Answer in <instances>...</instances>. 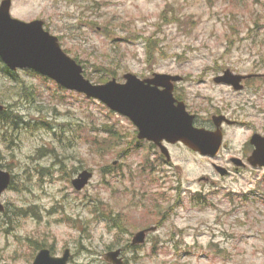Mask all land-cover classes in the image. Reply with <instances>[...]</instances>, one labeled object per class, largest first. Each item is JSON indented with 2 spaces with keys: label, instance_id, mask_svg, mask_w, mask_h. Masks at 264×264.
Here are the masks:
<instances>
[{
  "label": "rangeland",
  "instance_id": "374dc122",
  "mask_svg": "<svg viewBox=\"0 0 264 264\" xmlns=\"http://www.w3.org/2000/svg\"><path fill=\"white\" fill-rule=\"evenodd\" d=\"M12 1V16L43 20L93 83L100 69L120 82L180 75L198 127L214 130L221 114L246 125L227 127L218 159L180 143L168 164L126 116L31 69L14 79L0 58L10 120L0 116V166L13 177L1 196L0 264H32L41 248H69V264H113L106 254L117 249L124 264H264V167L221 176L212 164L264 136V0ZM227 69L259 76L236 90L215 81ZM85 169L94 175L78 191L72 180Z\"/></svg>",
  "mask_w": 264,
  "mask_h": 264
},
{
  "label": "water",
  "instance_id": "95a60500",
  "mask_svg": "<svg viewBox=\"0 0 264 264\" xmlns=\"http://www.w3.org/2000/svg\"><path fill=\"white\" fill-rule=\"evenodd\" d=\"M12 0H3L0 5V58L12 71L31 69L56 81L65 89L85 94L100 100L112 111L129 118L138 129V138L156 143L171 159L170 151L163 141L170 144L182 142L202 155L215 156L223 143L222 123H231L226 115H213L215 130L195 125L196 115L190 113L185 102L174 96V82L180 75L158 73L149 79L137 74H124V82L113 78L105 83H93L84 75V68L62 48L59 38L44 27V21L36 19L23 21L12 16ZM251 76V75H250ZM249 76L237 74L230 69L215 78L217 83H226L236 90H242V80ZM6 105L0 103V113ZM254 150L248 158L253 167H264V136L255 133L251 138ZM238 165L242 160L236 158ZM224 176L226 168L217 167ZM93 172L85 169L72 180L76 190H83L91 181ZM12 174L0 166V211L5 210L1 196L10 187ZM157 230L151 227L137 232L133 245L143 244L147 233ZM122 249L106 254V260L113 264H124ZM71 250L67 248L62 256L52 254L49 248H42L32 264H69Z\"/></svg>",
  "mask_w": 264,
  "mask_h": 264
},
{
  "label": "flooded vegetation",
  "instance_id": "af4514ba",
  "mask_svg": "<svg viewBox=\"0 0 264 264\" xmlns=\"http://www.w3.org/2000/svg\"><path fill=\"white\" fill-rule=\"evenodd\" d=\"M158 73H160V72H153V73H151L149 76L142 77V79H149V78H152V77H154V76H155L156 74H158ZM221 73H223V71H221ZM253 75H254V76H253ZM258 76H259V75H257V74H252L251 77L244 79V80H243V83H244V85H245L244 88L248 86V83H249V82L253 81V79L257 78ZM183 81H184V77L182 76L181 80H179V81H177V82H174V85H175V87H174V96H175V98H176L178 101H184V102L186 103L184 97H183L182 95L179 94V89H178V88H180V87L178 86V84L181 83V82H183ZM225 85L228 86V87H230V88H233V87L230 86V85H227V84H225ZM186 105H187V103H186ZM187 108H188V105H187ZM196 116H197L196 119H198V115H196ZM228 117H229V116H228ZM229 118H230L233 122H231V123H227V122L224 121V122L222 123V131H223V134H224V139H225V137H226V130H227V127H228V126H229V127H231V126L238 127V126H245V125H246V123L241 122L240 120L233 119L232 117H229ZM214 128H215V127H214ZM254 133H255V132L252 133L251 137L253 136ZM251 137H250V139H251ZM144 141L149 142V143L154 147V149H156V153H157L158 155H160L161 158H164L165 161H166L168 164L171 163V160H168L166 154H164V153L162 152L161 148H160L156 143L151 142V141H148V140H144ZM248 143H249V145L246 144V145L244 146L243 151H242V155H241V156H238V155H235V156H234V155H233V156H231V157L228 158L229 160L227 159V161H226L225 164H223V163H217V161L214 160V161L212 162L213 166H222V167L226 168V169H227L226 175H230V174L232 173V169L238 171L241 167L246 168L247 164L245 165V164H243V162H247L249 156L251 155V153H252L253 150H254V146L251 144V141H249ZM163 144L166 145V146L168 147V149H169V146H171V145H176V144H180V143L170 144V143H168L167 141H163ZM181 144H182V143H181ZM226 146H227V144L225 143V140H223V145H222V148H221L220 152H221L223 149H225ZM248 148H249V150L247 151L246 149H248ZM169 150H170V149H169ZM220 152H219L216 156H213V157H211V158H213V159H218V157L220 156ZM209 157H210V156H209ZM235 158H239V159H241V160L243 161L242 164H241V167H237V163H236V161H235ZM203 178L206 179V180H208V177H203ZM155 226L158 227V225H155ZM152 227H154V226H152ZM147 228H151V227H145V228H143L142 230H145V229H147ZM140 231H141V230H140ZM149 233H150V232H149ZM149 233L147 234V237H148ZM134 246H137V245H134Z\"/></svg>",
  "mask_w": 264,
  "mask_h": 264
},
{
  "label": "trees",
  "instance_id": "16d2710c",
  "mask_svg": "<svg viewBox=\"0 0 264 264\" xmlns=\"http://www.w3.org/2000/svg\"><path fill=\"white\" fill-rule=\"evenodd\" d=\"M153 49H154V45H152V43L151 42H148V45H147V51H148V54H149V56H151L153 53H154V51H153ZM79 63H81L82 61L81 60H78V59H76ZM3 70L5 71V72H7L12 78H14V79H16V75H15V71H12V70H10L7 66H3ZM98 72H99V74H100V76L99 77H97L96 78V81L98 82V83H104V82H107V81H109L110 79H112V78H114V77H118V75H117V73L115 72V73H112V72H110L109 70H102V69H100V70H98ZM86 73H88L87 71H86ZM8 109V108H7ZM0 116L3 118V120H4V122L5 121H10L9 120V116H8V114H7V111H3V112H1L0 113ZM106 131L107 132H109V131H112L111 129H106ZM110 135H111V133H110ZM114 137H116L117 139L119 138L120 139V136L118 137L117 135H114ZM98 139H95L94 141H96L97 143H98V141H97ZM102 142H106V143H108L109 145H110V143L113 145V142L112 141H110V143H109V141L107 140V138H105V139H103V141ZM118 143H117V141H115L114 142V145H117ZM104 145V144H103ZM111 146V145H110ZM94 148H95V152L96 153H98V152H102L103 151V153H104V151H111V150H104V149H102V150H100V149H98V146H96V144H95V146H94ZM102 153V154H103ZM101 154V155H102ZM103 156H105V155H103ZM13 187V186H12Z\"/></svg>",
  "mask_w": 264,
  "mask_h": 264
}]
</instances>
